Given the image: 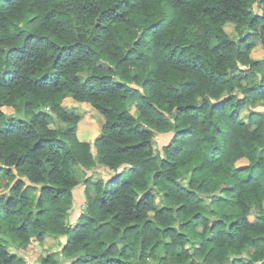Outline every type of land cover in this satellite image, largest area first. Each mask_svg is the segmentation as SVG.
<instances>
[{
	"label": "trees",
	"instance_id": "trees-1",
	"mask_svg": "<svg viewBox=\"0 0 264 264\" xmlns=\"http://www.w3.org/2000/svg\"><path fill=\"white\" fill-rule=\"evenodd\" d=\"M253 36L264 49V0H0V264H35L47 235L65 242L40 264H264ZM66 97L103 117L94 151Z\"/></svg>",
	"mask_w": 264,
	"mask_h": 264
},
{
	"label": "rangeland",
	"instance_id": "rangeland-1",
	"mask_svg": "<svg viewBox=\"0 0 264 264\" xmlns=\"http://www.w3.org/2000/svg\"><path fill=\"white\" fill-rule=\"evenodd\" d=\"M254 11H259L257 5L253 6ZM225 31L229 36L236 35L235 31L233 30V25L227 23L224 26ZM251 41L253 43V48L250 52V57L252 59L258 60L260 65L264 67V49L261 47L259 40L256 36L251 37ZM254 79V78H252ZM243 84H247L246 81L242 82ZM235 95L238 92H233ZM239 97L241 95L239 94ZM62 106L66 108L68 111L72 112L78 117L77 121V128H76V135L81 141H87L91 144L92 151H94V141L101 130V126L103 123V117L99 112H97L94 108L90 106V104L86 102H79L71 97H66L63 99ZM4 112L6 115L12 116L13 109L9 107H3ZM250 110H261L264 111V106L256 105V106H246L243 109V114L250 111ZM130 113L133 116L137 115L136 109L134 104L129 109ZM242 114V116H243ZM172 137V133H165V134H156L153 147L155 151L161 149V147L166 144L170 138ZM246 163L245 159H239L237 161V165H244ZM116 172L109 170L108 168L104 167L103 165H99L94 169L87 171V176H90L94 181L95 180H106L111 176L115 175ZM127 173H123L122 178L126 176ZM6 175L0 172V195L6 194L10 188L6 187ZM73 205L71 209V213L69 214L68 221L73 223L77 218L78 215L83 211L85 200H84V185L80 183L73 189ZM158 197L155 198V204L157 207L160 206ZM252 218V217H251ZM31 242L29 249L24 251V255L26 260L29 263L36 262L40 259L41 255L44 256L47 253L55 252L59 253V250L63 243L65 242L64 237H54L47 235L44 240L39 243L35 240V238L31 237ZM10 251H14L12 247L8 248ZM58 257V256H57ZM153 261L149 259V264H152ZM68 264V263H65Z\"/></svg>",
	"mask_w": 264,
	"mask_h": 264
},
{
	"label": "water",
	"instance_id": "water-1",
	"mask_svg": "<svg viewBox=\"0 0 264 264\" xmlns=\"http://www.w3.org/2000/svg\"><path fill=\"white\" fill-rule=\"evenodd\" d=\"M117 79H119L118 77H117ZM119 239H117V241H118ZM35 264H40L38 261H36V262H34Z\"/></svg>",
	"mask_w": 264,
	"mask_h": 264
}]
</instances>
